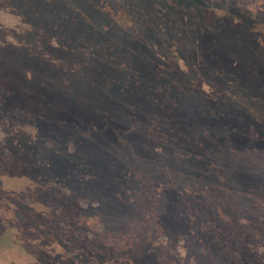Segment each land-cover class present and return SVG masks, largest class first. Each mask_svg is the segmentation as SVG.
<instances>
[{
  "label": "rangeland",
  "instance_id": "374dc122",
  "mask_svg": "<svg viewBox=\"0 0 264 264\" xmlns=\"http://www.w3.org/2000/svg\"><path fill=\"white\" fill-rule=\"evenodd\" d=\"M177 1L0 0V264H79L44 234L38 198L63 190L57 177L73 159L103 188L105 151L140 154L152 97L173 78L198 114L250 97L264 146V0H199L193 10ZM99 208L96 231L119 226L108 204Z\"/></svg>",
  "mask_w": 264,
  "mask_h": 264
},
{
  "label": "trees",
  "instance_id": "16d2710c",
  "mask_svg": "<svg viewBox=\"0 0 264 264\" xmlns=\"http://www.w3.org/2000/svg\"><path fill=\"white\" fill-rule=\"evenodd\" d=\"M177 3L193 10L201 1ZM172 80L152 97L140 154L121 146L105 151L109 175L103 188L90 166L73 159L57 177L63 190L38 198L45 206L39 218L44 234L64 245L67 258L79 264H177V258L187 264H264V162L247 155L264 157L254 130L258 112L250 97L240 95L234 105L227 97L216 109L194 113V93ZM242 139L246 147L237 151L234 144ZM52 167L43 165L47 172ZM102 203L120 224L96 231Z\"/></svg>",
  "mask_w": 264,
  "mask_h": 264
}]
</instances>
